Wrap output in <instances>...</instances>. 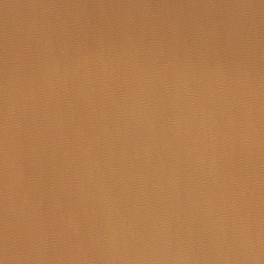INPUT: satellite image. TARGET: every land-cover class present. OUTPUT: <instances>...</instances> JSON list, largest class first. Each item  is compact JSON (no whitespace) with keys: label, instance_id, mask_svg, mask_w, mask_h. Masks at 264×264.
Segmentation results:
<instances>
[{"label":"water","instance_id":"water-1","mask_svg":"<svg viewBox=\"0 0 264 264\" xmlns=\"http://www.w3.org/2000/svg\"><path fill=\"white\" fill-rule=\"evenodd\" d=\"M0 264H264V0H0Z\"/></svg>","mask_w":264,"mask_h":264}]
</instances>
